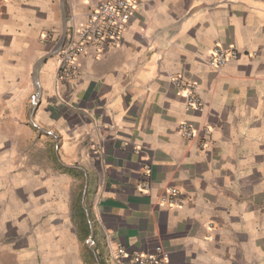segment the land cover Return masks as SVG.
<instances>
[{"label":"crops","instance_id":"1","mask_svg":"<svg viewBox=\"0 0 264 264\" xmlns=\"http://www.w3.org/2000/svg\"><path fill=\"white\" fill-rule=\"evenodd\" d=\"M104 1L0 0V264L158 246L170 264H264V0H138L120 44L58 81L55 48ZM216 46L239 55L216 68ZM183 121L210 128L205 147Z\"/></svg>","mask_w":264,"mask_h":264},{"label":"built area","instance_id":"2","mask_svg":"<svg viewBox=\"0 0 264 264\" xmlns=\"http://www.w3.org/2000/svg\"><path fill=\"white\" fill-rule=\"evenodd\" d=\"M138 0H105L95 7L89 14L82 26L74 27L67 33L65 39L59 42L57 51V80L67 81L77 76L80 72L79 58L87 52L88 48L94 47L98 51L110 45H119L124 34L129 30L131 18L134 14ZM239 51L235 48L227 50L216 46L210 52V62L216 68L223 67L231 59L237 58ZM177 85L185 91L188 109H197L203 106V101L197 92L195 82H184L177 79ZM179 131L188 139L201 136V144L206 146L211 133L210 128H194L187 121L180 122ZM147 187L148 184L146 183ZM180 192L169 187L162 197V203L170 206H181ZM120 256L127 255L126 250L120 249ZM128 264H170L169 253L158 246L154 251L147 253L135 252Z\"/></svg>","mask_w":264,"mask_h":264},{"label":"water","instance_id":"3","mask_svg":"<svg viewBox=\"0 0 264 264\" xmlns=\"http://www.w3.org/2000/svg\"><path fill=\"white\" fill-rule=\"evenodd\" d=\"M91 244H92V242H91Z\"/></svg>","mask_w":264,"mask_h":264}]
</instances>
